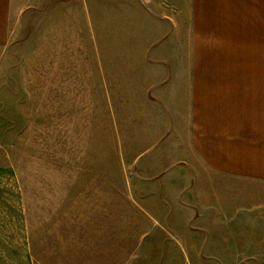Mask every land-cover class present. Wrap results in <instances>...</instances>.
Wrapping results in <instances>:
<instances>
[{
  "label": "crops",
  "instance_id": "obj_1",
  "mask_svg": "<svg viewBox=\"0 0 264 264\" xmlns=\"http://www.w3.org/2000/svg\"><path fill=\"white\" fill-rule=\"evenodd\" d=\"M71 1L0 0V55L15 42L28 47L27 33H35L25 56L49 64L50 125L56 145L64 144L58 183L40 196L55 209L46 236L36 232V255L69 260L93 245L102 263L117 264L123 192L106 173L107 123L119 160L131 161L130 194L147 207L154 192L163 200L175 195L164 202L169 235L212 241L219 225L232 233L264 224V0H97L98 83L84 66L88 50L73 40ZM46 11L50 20L40 29ZM234 189L259 199L231 201ZM4 196L16 198L23 216L27 197L9 161L0 167V202ZM254 234L264 243V227ZM8 236L0 231V264H31L29 249L5 246Z\"/></svg>",
  "mask_w": 264,
  "mask_h": 264
},
{
  "label": "rangeland",
  "instance_id": "obj_2",
  "mask_svg": "<svg viewBox=\"0 0 264 264\" xmlns=\"http://www.w3.org/2000/svg\"><path fill=\"white\" fill-rule=\"evenodd\" d=\"M82 1H71L72 4L74 3L70 15L74 27L72 36L80 50H88L90 64L84 66H87L90 74L94 75L95 82L98 83L97 0H85V5ZM38 17L36 21L38 28H46L50 20L49 11L41 13ZM110 22L114 27L113 17ZM92 24L94 28L90 27ZM33 35L35 33H27L24 46L28 47L18 48L15 42L9 51L10 55L4 58L0 55V167L9 161L15 169V180L16 182L20 180L27 197V208L23 216L14 209L12 199L16 202L15 197L8 202L4 196L3 201L0 202V231L9 233L5 246L29 249L28 257L31 264H111L102 263V257L95 253L93 245L88 247L85 256L78 252L69 257V260L68 256L66 258L61 253L43 256L44 259L36 255V247L39 248L40 243V239L34 240L36 232L39 231L43 237L46 236L44 234L48 233V216L50 211L55 209L40 196L46 195L44 192L46 185L52 182L58 183L57 180L54 181L57 178L55 169L65 167L66 161L65 155L59 154V147L64 144L56 145L54 142L56 133L54 134L50 125L53 93L50 87L49 64L35 62L34 58L27 62L28 56H25V52L26 55L29 52L32 55V49L29 47L33 46L35 41ZM123 35L128 36V33L122 32ZM109 36L107 40L112 42L113 34ZM25 65H27V75H20ZM98 97L96 95V105H98ZM92 101L93 99L90 98V103ZM89 119L92 120V114ZM111 126L107 123L106 173L111 180L116 178V181H119L123 192L121 224L120 229L117 225L115 240L117 249H121L117 264H264V243L254 234L255 230H261L264 224L252 223L242 226L239 232L235 229L232 233L226 231L224 225H219L217 237L212 241L205 240V234L202 237L195 236V239L191 235L171 236L164 231L162 224L164 202L175 201V195L166 194L168 198L163 200L158 198L160 197L158 192H154L153 203L151 207H147L145 203L137 201L130 194L127 177H132L131 161L119 160L118 143ZM57 156L62 159L61 162H56ZM120 168L121 175H118ZM108 192V200L111 198L114 201L111 192L109 190ZM227 194L229 198L231 197V201L259 199L256 192L237 189ZM37 195L38 200H36ZM23 221L25 233L22 229ZM39 224L42 227L39 228ZM198 237L201 239H197ZM110 238L113 247V235ZM106 239L109 246V237ZM42 240L44 244L49 242L45 238ZM182 246L185 249H182ZM99 247L96 246V250ZM172 247H175L174 251L171 250Z\"/></svg>",
  "mask_w": 264,
  "mask_h": 264
}]
</instances>
